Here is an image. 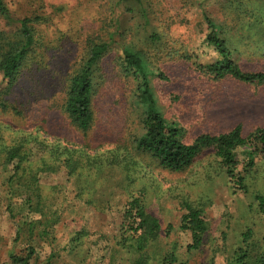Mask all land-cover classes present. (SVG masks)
Here are the masks:
<instances>
[{
	"label": "trees",
	"instance_id": "16d2710c",
	"mask_svg": "<svg viewBox=\"0 0 264 264\" xmlns=\"http://www.w3.org/2000/svg\"><path fill=\"white\" fill-rule=\"evenodd\" d=\"M109 2L123 8L131 17L142 15L145 18L148 13L141 0ZM137 8L142 10L136 11ZM204 18L208 29L204 40L213 53H205L210 56L204 61L194 59L198 55L192 52L185 58L199 72L215 78L231 77L242 83H264V72L244 71L239 66L236 36L207 14ZM0 19L4 21L0 27V75L4 84L0 86V113L23 116V103L11 100L10 95L27 72L48 67L49 58L45 59V52L52 46H48L50 43L44 41L35 29L36 23L43 20L42 15H15L6 1L0 0ZM245 25L257 28L255 32L249 31V36L264 41L261 18L250 16ZM142 30L145 41L156 43L161 38L151 25ZM116 31L117 36L122 37V32ZM115 32L87 43L84 56L66 73L59 92L57 104L60 111L85 137L94 123V93L102 60L113 44H117ZM117 62L121 76L132 81L133 87L128 95L129 122L113 146L103 148L98 144L90 147L87 143L49 139L38 126L22 132L12 129L10 123H0V168L9 174L6 179L8 208L12 217L21 210L27 215L15 234L16 241L24 239L23 248L19 253H9L11 263L53 264L60 251L78 255L82 236L86 234L84 228L75 231L62 250H52L43 258L38 241L50 238L51 242L54 239V227L63 210L67 209L66 204L70 202L72 208L80 203L98 205L100 196L106 198L102 209L99 208L104 210L109 205L106 194L115 188H120L123 195L120 222L117 233L111 237L109 258L104 264H187V258L203 248L205 238L213 243L212 253H216L218 250L214 246L218 237L208 235L209 224L204 216V204L208 198L178 195L183 210L178 225L175 228L168 223L163 229L159 219L146 209L145 188L137 185L140 173L146 176L151 168L183 172L208 157L201 166L200 177L219 179L226 184L230 194L242 195L245 201L248 200V213L262 222V228L243 227L237 244L227 250L225 264H264V187H257L256 175L261 173L259 166L264 165V126H256L244 133L240 125H235L224 132L201 133L186 141L183 125L164 116L151 79L166 77L152 67L146 51L133 42L121 44ZM59 171L66 173L69 187L59 185L54 190V187L41 184V174ZM175 230L188 233L190 242L182 245L173 239ZM220 236L222 240L226 238L224 232ZM99 259L103 261L104 255Z\"/></svg>",
	"mask_w": 264,
	"mask_h": 264
},
{
	"label": "rangeland",
	"instance_id": "374dc122",
	"mask_svg": "<svg viewBox=\"0 0 264 264\" xmlns=\"http://www.w3.org/2000/svg\"><path fill=\"white\" fill-rule=\"evenodd\" d=\"M5 1L15 15H42L43 20L36 23L35 29L44 41L50 43L48 46H52L45 52V59L49 58L48 67L27 72L10 95L11 100L23 103V116L0 113V123H10L12 129L29 132L38 126L49 139L87 143L90 147L98 144L103 148L113 146L129 122L127 113H131L128 95L133 83L121 76L117 64L121 44L127 42L142 47L152 67L166 77H154L152 84L164 116L183 125L186 141L201 133L224 132L235 125H240L244 133L256 126H264V83H242L231 77L215 78L199 72L185 58L192 52L198 55L194 59L204 61L210 56L206 54L213 53L204 40L208 31L204 14H207L236 36L239 66L244 71L264 72V41L257 40V36H249V31L255 32L257 28L245 25L250 16L261 18L264 25V0H141L148 12L145 18L142 15L131 17L109 0ZM3 25L4 21L0 19V27ZM149 25L161 36L156 43L143 39L142 29L149 28ZM117 29L122 32V37L117 36ZM111 31H116L117 44H113L102 60L94 93V123L85 137L60 111L57 104L59 92L66 73L84 56L87 43L96 37L104 38ZM3 85L0 75V86ZM207 158L203 157L198 166L183 172L151 168L149 173L145 172L146 176L140 173L137 181V185L145 188L147 211L159 219L163 229L168 223L175 228L178 225L183 211L178 195L209 199L204 204V216L209 224L208 235L218 237L214 246L218 251L212 253L213 243L205 238L203 248L189 256L187 264H225L227 250L237 244L243 227L253 225L256 229L262 228L261 220L248 213V200L245 201L242 195L230 194L226 184L219 179L200 177L201 166ZM259 170L257 187H264V165L259 166ZM8 175L0 168V264H12L9 253L22 251L24 239L16 241L15 234L27 217L25 210L16 212L13 217L9 211L10 200L6 194ZM40 182L54 187V190L55 186L69 185L64 171L43 173ZM106 197L109 205L104 210L101 207L106 198L100 196L98 205L79 202L72 208L70 202L66 204L67 209L63 210L54 227V239L51 242L50 238L38 241L42 258L52 250H62L75 231L84 228L86 234L82 236L79 254L60 251L53 264L106 263L111 237L118 230L123 195L120 188H115L107 192ZM221 232L226 236L223 240ZM172 238L182 245L190 242L189 234L178 230ZM103 255L104 259L100 261L99 257Z\"/></svg>",
	"mask_w": 264,
	"mask_h": 264
}]
</instances>
